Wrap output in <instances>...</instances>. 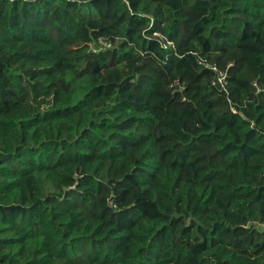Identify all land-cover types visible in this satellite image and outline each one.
<instances>
[{
	"label": "trees",
	"instance_id": "16d2710c",
	"mask_svg": "<svg viewBox=\"0 0 264 264\" xmlns=\"http://www.w3.org/2000/svg\"><path fill=\"white\" fill-rule=\"evenodd\" d=\"M0 264H264V0H0Z\"/></svg>",
	"mask_w": 264,
	"mask_h": 264
},
{
	"label": "built area",
	"instance_id": "2783aa9c",
	"mask_svg": "<svg viewBox=\"0 0 264 264\" xmlns=\"http://www.w3.org/2000/svg\"><path fill=\"white\" fill-rule=\"evenodd\" d=\"M212 69L217 73V78L213 82V84L215 85L216 83H218V84H220L221 88L226 90V85H227V82H226L227 75H226V73L222 72V71H219L216 67H213Z\"/></svg>",
	"mask_w": 264,
	"mask_h": 264
},
{
	"label": "rangeland",
	"instance_id": "374dc122",
	"mask_svg": "<svg viewBox=\"0 0 264 264\" xmlns=\"http://www.w3.org/2000/svg\"><path fill=\"white\" fill-rule=\"evenodd\" d=\"M49 26V29H50V32L51 34L56 38V39H59V32H57L55 29L52 28V26L48 25Z\"/></svg>",
	"mask_w": 264,
	"mask_h": 264
}]
</instances>
